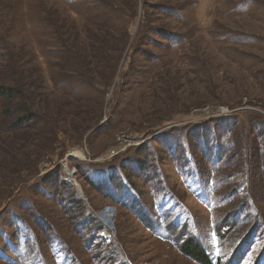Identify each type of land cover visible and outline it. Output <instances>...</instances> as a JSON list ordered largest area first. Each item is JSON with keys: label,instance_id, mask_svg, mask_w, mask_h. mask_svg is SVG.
I'll return each instance as SVG.
<instances>
[{"label": "rangeland", "instance_id": "374dc122", "mask_svg": "<svg viewBox=\"0 0 264 264\" xmlns=\"http://www.w3.org/2000/svg\"><path fill=\"white\" fill-rule=\"evenodd\" d=\"M0 87V264H264V0H0Z\"/></svg>", "mask_w": 264, "mask_h": 264}, {"label": "trees", "instance_id": "16d2710c", "mask_svg": "<svg viewBox=\"0 0 264 264\" xmlns=\"http://www.w3.org/2000/svg\"><path fill=\"white\" fill-rule=\"evenodd\" d=\"M9 94L10 95H15V94L11 93L9 88L0 87V95H9ZM209 131H211V129L206 131V134L203 137H204V141H207L209 143V145H212L215 142H217V140H219L220 136L214 131V134H212V137H211L213 140H210V137H209V134H208ZM212 133H213V131H212ZM231 135H232V132H231V129L229 127H225L224 130L222 131V134H221V136H223V141H225V142H227V141L224 140V139L226 137L230 138ZM171 141H174V143L178 145V148L179 147L181 148V154L180 155H183L186 159L191 158L192 154L191 153H187L184 150L185 148H187V146L185 144H182L180 142V140H177L176 138L174 140H171ZM214 145H216L217 147L219 146V147H218V149H216L217 150L216 154L213 155V157H214L213 159L215 161H213L212 163L219 162L220 164H223V165H227V166L230 165L228 158H231L232 161L234 160V159H232V157H234V154L231 153V151H230L231 149L229 147H226L227 144H223L224 146L220 150V147H221V142L220 141H218V143H215ZM228 154H229V156H228ZM225 157H227V158L224 160ZM121 178L123 180H126L128 182V184L130 185V187L132 186V183H130V181L128 180V178H127L125 173H123ZM109 180H111V178ZM114 185L117 186L116 183L113 184V186ZM83 218L87 219L89 217H87V215H86ZM36 219L39 222V224L43 225L44 219L39 218V216H37ZM78 219H80V218H78ZM76 224L78 225V227L80 225H82V219L77 221ZM44 225L46 226L45 223H44ZM20 235L21 234H20V230H19L17 232L16 236L19 237ZM25 236L28 238L27 235H25ZM16 241H17V245H16V243H14L15 247L10 249L11 253L13 255L17 254V257L13 260L14 264H18V263L23 264L22 261L25 258L26 259L28 258L29 260L33 261L37 257H39V259L37 258L36 262L37 261L42 262V260H45L44 256L41 253L39 239H38V236L36 234H32L31 238L28 241H25L24 243H21V242H23V241H21V239L20 240H16ZM56 244H58V242ZM182 250L187 255H189V256L195 258L196 260H198L199 262H201V264H212L211 258L209 256V254L207 253V251L205 250V248L203 246H201L199 243H197L196 241H194V240H191V239L185 240L184 244L182 246ZM35 251H37L36 255L34 254ZM9 254L10 253L8 251H6V255L4 254L1 257L9 259ZM12 254H10V255H12Z\"/></svg>", "mask_w": 264, "mask_h": 264}, {"label": "bare ground", "instance_id": "6f19581e", "mask_svg": "<svg viewBox=\"0 0 264 264\" xmlns=\"http://www.w3.org/2000/svg\"><path fill=\"white\" fill-rule=\"evenodd\" d=\"M80 153V152H79ZM78 155V154H77ZM78 157V156H77ZM70 177H72V173L71 172H69V177H68V180H70ZM103 234H104V232H103Z\"/></svg>", "mask_w": 264, "mask_h": 264}, {"label": "built area", "instance_id": "2783aa9c", "mask_svg": "<svg viewBox=\"0 0 264 264\" xmlns=\"http://www.w3.org/2000/svg\"><path fill=\"white\" fill-rule=\"evenodd\" d=\"M67 180H68V179H66V181H67ZM66 181H65V182H66ZM67 182H68V183H69V182H70V183H73V182H72V181H70V180H68Z\"/></svg>", "mask_w": 264, "mask_h": 264}, {"label": "water", "instance_id": "95a60500", "mask_svg": "<svg viewBox=\"0 0 264 264\" xmlns=\"http://www.w3.org/2000/svg\"><path fill=\"white\" fill-rule=\"evenodd\" d=\"M81 191V190H80Z\"/></svg>", "mask_w": 264, "mask_h": 264}]
</instances>
